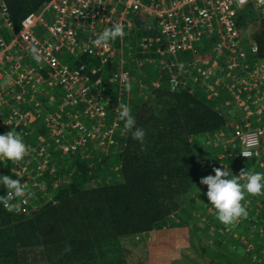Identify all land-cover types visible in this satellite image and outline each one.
I'll use <instances>...</instances> for the list:
<instances>
[{"label": "built area", "instance_id": "1", "mask_svg": "<svg viewBox=\"0 0 264 264\" xmlns=\"http://www.w3.org/2000/svg\"><path fill=\"white\" fill-rule=\"evenodd\" d=\"M246 9L257 21L264 19V0H49L16 30L0 0V133L15 131L28 146L25 156L8 168L26 193L9 198L8 205L35 207L38 198L32 192L45 185L35 178L48 170L54 151L67 156L79 150L91 158L111 147L120 150L118 114L122 105L131 110L126 87L131 76L125 67L128 60L136 61V52L125 56L129 39L143 56L153 48L161 56L183 53L188 58L182 61L151 59L169 74V90L198 88L207 97L219 96L224 114L239 118L207 138L210 148L222 147L207 168L210 174L223 167L233 173L225 158L255 159L264 168V59L252 38V22L238 27ZM117 23L124 25L122 38L107 48L92 45L98 32ZM82 56L93 67L83 62L74 67ZM106 80L114 87L113 98L94 90ZM38 119L47 135L37 134ZM228 146L232 149L223 151ZM6 161H0L1 171ZM240 172L235 177L244 179ZM257 196L264 201V190ZM257 204V211L264 210Z\"/></svg>", "mask_w": 264, "mask_h": 264}, {"label": "trees", "instance_id": "2", "mask_svg": "<svg viewBox=\"0 0 264 264\" xmlns=\"http://www.w3.org/2000/svg\"><path fill=\"white\" fill-rule=\"evenodd\" d=\"M3 1L17 30L27 14L49 0ZM237 21L240 30L252 22V38L264 59V19L257 21L246 9ZM156 51L153 48L144 56L176 61L177 56ZM144 56L128 60L125 67L131 76L130 114L135 126L145 131L143 143L132 139L119 117L120 150L111 147L108 153L102 150L91 158L79 150L67 156L52 152L48 170L36 177L45 182L50 197L45 194L29 208L0 203V264H147L145 236L173 227L192 231L207 264H264V210L257 211L254 199L251 203L246 199L252 195H245L241 203L247 215L233 225H222L204 196L207 186L199 182L210 174L207 168L222 150L210 148L208 155L197 157L200 147L193 141L225 129L223 98L207 97L198 88L170 91L169 74L157 63L136 66ZM88 59L82 56L73 66L83 62L93 67ZM155 80L158 87L152 85ZM113 88L106 80L94 90L109 92L113 98ZM38 121L37 134L47 135ZM254 162L245 160L239 171H256ZM10 163H4L1 175L15 178ZM5 193L0 187V195Z\"/></svg>", "mask_w": 264, "mask_h": 264}, {"label": "clouds", "instance_id": "3", "mask_svg": "<svg viewBox=\"0 0 264 264\" xmlns=\"http://www.w3.org/2000/svg\"><path fill=\"white\" fill-rule=\"evenodd\" d=\"M124 35V25L117 23L98 32L91 43L96 47L107 48L111 42ZM33 55L39 58L37 49H33ZM126 87L131 89V84H127ZM118 115L124 121L125 131L130 130L132 139L143 143L145 131L135 126V120L127 106L122 105ZM27 151L28 146L20 134L15 131L0 133V161L19 162ZM244 155L248 156L251 153L246 152ZM212 173L214 174L204 176L199 181L200 184L207 186L204 196L215 210L216 220L225 226L233 225L247 215L241 203L245 195H257L264 190V173L243 170L239 174V177L244 178L243 183L238 182L237 177L230 175L228 168L225 167L213 168ZM0 187L6 189V193L0 195V203L9 208L11 207L8 205L9 198L23 196L26 193L25 185L10 175H0Z\"/></svg>", "mask_w": 264, "mask_h": 264}, {"label": "rangeland", "instance_id": "4", "mask_svg": "<svg viewBox=\"0 0 264 264\" xmlns=\"http://www.w3.org/2000/svg\"><path fill=\"white\" fill-rule=\"evenodd\" d=\"M243 12L245 13L246 10H244ZM131 41H132L131 39L125 41V45L129 46L128 49H125V56H127L128 54H130L131 56H134V54L136 52L135 57L138 59V56L139 55H142L143 56V54H141L139 52L137 53V51H139V50H136V49L133 48L134 45L131 43ZM176 56L177 57H175V59L178 58L179 61H182V58H183V55L182 54H177ZM145 57H147V59H145ZM184 58L187 59L188 57L185 56ZM151 59H153V58L152 57H149V56H144V59L143 60H139L138 61V66L140 67V69H141V66H142L141 63L142 64L143 63H145V64H147V63L152 64L153 63V60H151ZM238 119L239 118L236 115H230V114L227 115V122L228 123H232L233 121H236ZM207 140H208L207 137H203V136L199 135V136H196L195 141H193L194 143H197V145L198 144L199 145H202L203 148H205V150L200 148L199 151H196L195 152V155L197 157L203 156L205 154L208 155V151H206V150L207 149H210V147L207 146V144H206ZM201 142H203V143H201ZM213 149H215V150H218V149L220 150L221 149L222 150V147L219 146V147H216V148H213ZM226 149L231 150L232 148L230 146H228L227 148H223V151H225ZM98 159H100V157H98ZM255 161L257 162V168H256L257 170L256 171L257 172L264 173V168H260L259 165H258V161L257 160H255ZM224 165L225 166L231 165L233 167V169H234L233 170V173H231L230 175H232V176L235 177V175L237 174V172L239 170L243 169L246 166V163L242 162L241 160H233L232 158H225L224 159ZM251 168L252 167L250 166V170H252ZM238 182L243 183L244 182V179H238ZM37 190L40 192V194H38V195H37V193H39V192H37ZM42 190H45V193H42L41 192ZM47 192H48L47 186L46 185H41L40 188H37L36 190H34L32 192L33 193V198H41L45 194L48 197H50L51 196L50 195V192H48V193ZM249 196H251V195H249ZM251 198L254 199L255 203L261 204L262 199L260 197H258L257 195H252V197H250V198L247 197L246 199H247L248 203H251L250 202L251 201L250 200ZM36 204H37V202H35V206H37ZM181 231H182V234H181L182 235V240H181L180 246L175 248V250H177V251H175L173 253V247H172V245H169V247L166 249V242H165L166 239H165L162 242L163 244H159L158 252L156 251V248L154 246V249L152 250L153 253H151V255H149V257H147V264H157V263L158 264H167V257H169V256H175V255H177V257H180V254H179V249L180 248L182 249V250L180 249L181 258H180L179 261L176 260L175 261L176 263L177 262H180V264H207L206 261L201 257V254L199 252V249L197 250V253H194V252H192L190 250L189 241L187 240V237H185V232H184V230H181ZM164 233H166V232H162L160 234H164ZM148 234L145 236V238L142 237V238H144V244H146V240H148V238H150V235H148ZM183 235H184V239H183ZM219 249L220 250H224L222 247H219L218 250ZM167 251L170 252L171 255L168 254V253H166ZM146 252H147V248H146ZM156 252L159 253L160 258L157 257V253ZM135 256H137V255H135ZM135 261H137V259ZM175 262H174V264H176Z\"/></svg>", "mask_w": 264, "mask_h": 264}, {"label": "crops", "instance_id": "5", "mask_svg": "<svg viewBox=\"0 0 264 264\" xmlns=\"http://www.w3.org/2000/svg\"><path fill=\"white\" fill-rule=\"evenodd\" d=\"M219 154L220 153H217L216 156ZM181 230H184V232H185V237H187V240L189 241L190 250L194 253H197V250H198L197 241H196L195 235L192 233V231L187 227H173V228H162V229L153 230V231L149 232L148 235H150V238H148V240H146V244H145V248H147V257H149V255H151V253H153L152 250L154 249V246L156 248V251L158 252L159 244H163L162 242L165 239H166V241H165L166 242V249L169 247V245H172L173 253L175 251H177V250H175V248L180 246L181 240H182V235H181L182 231ZM162 232H166V233L160 234ZM183 239H184V235H183ZM180 249H179L180 257H177V255L169 256L168 254H170V252H168V251L166 252V253H168L167 255L169 256V257H167V264H170V263L174 264V262L176 260L177 261L180 260V258H181ZM157 257L160 258L159 253H157ZM176 264H180V262H177Z\"/></svg>", "mask_w": 264, "mask_h": 264}]
</instances>
